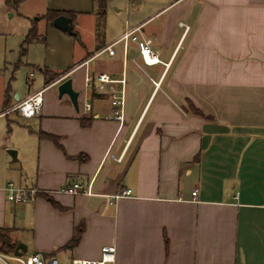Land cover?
Returning a JSON list of instances; mask_svg holds the SVG:
<instances>
[{
    "label": "crops",
    "instance_id": "obj_1",
    "mask_svg": "<svg viewBox=\"0 0 264 264\" xmlns=\"http://www.w3.org/2000/svg\"><path fill=\"white\" fill-rule=\"evenodd\" d=\"M106 3L99 30L95 0H47V13L75 15L77 36L41 16L36 30L46 44H32L46 48L43 88L22 99L9 87L0 102L12 110L44 89L36 117H0L2 151L15 153L8 164H16L0 187V229L12 254L22 247L25 256L97 261L114 246L115 264H264V0ZM138 27L134 36L152 42L158 64L146 65L131 37L114 55L104 52ZM44 68L62 81L45 87ZM98 74L115 82L102 89ZM68 79L78 110L59 98ZM113 97L123 105L113 106ZM80 181L93 183V196L60 192ZM9 183L43 195L14 206ZM127 189L132 197L109 205ZM80 226V240L68 247Z\"/></svg>",
    "mask_w": 264,
    "mask_h": 264
},
{
    "label": "rangeland",
    "instance_id": "obj_2",
    "mask_svg": "<svg viewBox=\"0 0 264 264\" xmlns=\"http://www.w3.org/2000/svg\"><path fill=\"white\" fill-rule=\"evenodd\" d=\"M46 1L26 0L18 7H13L6 0H0V102L9 87L12 93L21 95L22 99L33 93L35 89L43 88V75L38 68L39 66L43 68L45 64V46L29 45L26 56L22 55L21 46L30 29H42L45 20L41 16L45 15L48 9ZM87 20L84 23L86 29L90 30L91 25ZM114 32L116 28L112 25L111 29H108V37ZM88 63L89 61L85 62V64ZM30 80L34 82L31 89L28 86ZM13 97L15 99V96ZM5 108L0 104V112ZM4 122L6 123L5 118ZM6 137V128L3 126L0 129V187L8 180L12 169L16 167L14 163L9 167L8 161H12L13 158L8 152H3Z\"/></svg>",
    "mask_w": 264,
    "mask_h": 264
},
{
    "label": "built area",
    "instance_id": "obj_3",
    "mask_svg": "<svg viewBox=\"0 0 264 264\" xmlns=\"http://www.w3.org/2000/svg\"><path fill=\"white\" fill-rule=\"evenodd\" d=\"M182 27H184L185 33L189 31V27L181 24ZM141 27L135 28L131 31H127L124 33V35L114 44L107 47L104 52H108L109 55H114V48L119 42H123L128 40L130 37L133 41H136L138 43V47L140 50V55L143 59V62L146 65H156L160 62L158 55L152 51L151 44L152 42L147 39L139 40L136 36H134L136 33L140 32ZM60 77L57 79L54 84H58L62 81ZM96 80L101 84L102 89L104 88L105 84H112L115 81L107 74H98L96 76ZM87 83H90L92 81L91 77L86 78ZM156 89L159 88L160 83L154 82ZM43 93L44 89L38 91L37 93H34L33 95L29 96L27 99L21 101L18 103L12 110H4L0 112V117L7 116L11 111H16L19 113L20 116L26 119L34 118L38 115V113L41 111V108L43 106ZM113 106H122L123 100H119L116 97H113ZM86 111L91 110V106L87 104L85 106ZM116 119H123L122 111L119 112V115L116 116ZM119 162L123 160V156L119 157L117 159ZM92 182L85 184L83 182L74 183L70 187H66L61 189L60 192H63L68 195L72 196H78V195H85V196H93V190H92ZM197 192H194L192 195L195 197ZM6 195L7 200L12 203L14 206H21L29 203H34L41 196L43 193L38 191L35 188H22L19 187L13 183H9L6 186ZM133 192L130 189L121 191L119 193H116L112 195L109 198V205L114 206L116 205L120 200L124 198H130L132 197ZM116 261V248L114 246H107L103 247L101 250V257L97 261H86V260H80L77 258H73L69 261L61 260L57 257H49V258H42L40 255H31V256H25L22 257H16L15 255H8L0 251V264H115Z\"/></svg>",
    "mask_w": 264,
    "mask_h": 264
},
{
    "label": "trees",
    "instance_id": "obj_4",
    "mask_svg": "<svg viewBox=\"0 0 264 264\" xmlns=\"http://www.w3.org/2000/svg\"><path fill=\"white\" fill-rule=\"evenodd\" d=\"M25 1L26 0H6V2L10 6H13V7H18L19 5H21ZM95 1H96V15L98 17L99 26H100L99 30H100L102 28V26L105 22V18H106V9H107L106 1L107 0H95ZM60 16H68L70 18L75 17V15L69 14V13L48 11V13L46 14V16L44 18L48 23L53 24V21ZM35 42H42L43 44H46V38L37 37L36 28H32V29H30L29 33L25 37V39L22 43V46H21V52H22L23 56H25L27 54V50H28L27 47L30 44L35 43ZM43 72H44V78H45V87L50 86L53 82H55L57 79H59L63 75L62 73H55V72H53L47 68H44ZM6 94H8V92ZM9 104L10 103L7 101L5 103V107H8ZM190 110H191V112L193 111L200 116L202 115V113L199 110H197L193 107H191ZM81 123L83 124V126H86L90 123V121H85V120L81 119ZM39 137L40 138H46V139H52L53 138L50 135H47L45 133H40ZM82 234H83V226H80L76 229L74 237H73L71 243L68 245V247L73 246L77 241H79ZM166 245L168 246L167 240H166ZM14 250H15V245L11 244V240L6 235L5 231L0 229V251L5 253V254L12 255Z\"/></svg>",
    "mask_w": 264,
    "mask_h": 264
},
{
    "label": "water",
    "instance_id": "obj_5",
    "mask_svg": "<svg viewBox=\"0 0 264 264\" xmlns=\"http://www.w3.org/2000/svg\"><path fill=\"white\" fill-rule=\"evenodd\" d=\"M53 27L58 31H61L63 33L68 34L69 36H72V37L77 36V34L74 32V29H73V20L70 17L60 16V17L56 18L53 21ZM58 92H59V98H62L63 96H68L70 98L71 103L73 104L74 108L76 110H78V108H79V101H78L79 94L73 90V84H72L71 79H68L65 82H63L58 87ZM9 154L12 156V158H15V153L10 152ZM24 254H26V249H24L22 247H18V249L14 253V255L16 257H22ZM41 256L43 259L45 258L44 255H41Z\"/></svg>",
    "mask_w": 264,
    "mask_h": 264
}]
</instances>
